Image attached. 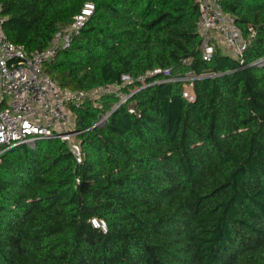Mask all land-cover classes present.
I'll use <instances>...</instances> for the list:
<instances>
[{
  "label": "trees",
  "instance_id": "16d2710c",
  "mask_svg": "<svg viewBox=\"0 0 264 264\" xmlns=\"http://www.w3.org/2000/svg\"><path fill=\"white\" fill-rule=\"evenodd\" d=\"M87 2L45 70L73 91L128 76L127 100L75 110L81 165L61 140L1 155L0 264H264V0H222L243 63L218 47L204 60L196 0H0L4 31L43 51ZM157 69L180 80L155 84Z\"/></svg>",
  "mask_w": 264,
  "mask_h": 264
},
{
  "label": "built area",
  "instance_id": "2783aa9c",
  "mask_svg": "<svg viewBox=\"0 0 264 264\" xmlns=\"http://www.w3.org/2000/svg\"><path fill=\"white\" fill-rule=\"evenodd\" d=\"M196 1L200 7L199 31L204 60L210 61L217 45H221L227 54L243 63L250 41L237 26L235 16L224 11L222 0ZM2 9L0 4V157L19 145L35 147L38 141L61 140L68 145L77 164H83L84 154L79 141L82 131L77 129L75 110L91 97L111 94L119 85L89 92L73 91L54 80L45 65L59 51L71 47L74 37L94 15V3L87 2L64 33L58 32L45 50L36 52H29L24 45L10 41L4 31L7 17L2 14ZM149 76L162 77L155 84L180 80L170 69H157ZM124 78L128 83L132 82L130 77ZM195 78L187 79L193 81ZM192 87L193 82L186 85L184 97H190ZM109 116H99L94 127L103 125ZM91 222L94 227L107 231L105 221L94 218Z\"/></svg>",
  "mask_w": 264,
  "mask_h": 264
},
{
  "label": "rangeland",
  "instance_id": "374dc122",
  "mask_svg": "<svg viewBox=\"0 0 264 264\" xmlns=\"http://www.w3.org/2000/svg\"><path fill=\"white\" fill-rule=\"evenodd\" d=\"M68 29V27H66V28H64V29H61V31L60 32H62V33H64L66 30ZM217 47L218 48H221L224 52H227V50H225V48H224V46L222 47L221 45H217ZM125 80V84H123V86H119V87H117L113 92H111V94L112 93H114V94H116L118 97H121V98H123V100H122V102L121 103H123L124 102V100H126V98H125V95H124V93L121 91V89L128 83L127 82V79L126 78H124ZM188 81H189V79H187ZM191 94V93H190ZM107 95V94H106ZM104 96V94H102V93H100L99 95H97V96H94V97H91L88 101H92V102H97V101H99V99H101L102 97ZM106 115V114H105ZM76 123V122H75Z\"/></svg>",
  "mask_w": 264,
  "mask_h": 264
}]
</instances>
